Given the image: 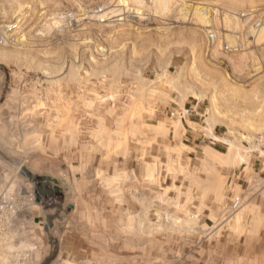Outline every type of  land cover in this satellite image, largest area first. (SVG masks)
<instances>
[{"label":"rangeland","instance_id":"1","mask_svg":"<svg viewBox=\"0 0 264 264\" xmlns=\"http://www.w3.org/2000/svg\"><path fill=\"white\" fill-rule=\"evenodd\" d=\"M0 192V264H264V0H0Z\"/></svg>","mask_w":264,"mask_h":264},{"label":"crops","instance_id":"2","mask_svg":"<svg viewBox=\"0 0 264 264\" xmlns=\"http://www.w3.org/2000/svg\"><path fill=\"white\" fill-rule=\"evenodd\" d=\"M187 132L188 135L192 133L190 130H188ZM214 137L219 138L217 134ZM194 138L195 137H193V139ZM59 191L60 190L57 186L54 185L48 186L47 183L42 184V186L38 189L37 199H36L37 206L35 208L37 215L34 216L32 219V223L36 227V229L45 228L47 225H49L51 216L49 215L50 211L46 210V206H49L48 204L50 203L56 206V208L54 207L53 212L56 213L59 212L60 214L59 218L61 219V221L64 222L67 221V225L70 226L67 229L69 230V232L74 231L73 221H71L72 218L76 219L75 222H77L82 218L91 216L98 219V221L95 223L105 224V225H109L110 219H114L116 217H117L116 219H119L120 217L122 221H124L125 218L124 208L114 209V207H111V205L115 204L114 198H110L108 196L110 192H117V193L123 192V190H121V187H111V188H107L104 186L79 187V190H77V192L80 194L82 193V195L79 196L78 201H74V202H72V200L66 201L65 198L64 201L61 199L59 200L58 199V196L60 195ZM61 204L62 206L60 208ZM66 210H68L67 215L68 217H70V221L68 220V217L64 219L62 216V215H66ZM95 255H98V253L96 252Z\"/></svg>","mask_w":264,"mask_h":264},{"label":"built area","instance_id":"3","mask_svg":"<svg viewBox=\"0 0 264 264\" xmlns=\"http://www.w3.org/2000/svg\"><path fill=\"white\" fill-rule=\"evenodd\" d=\"M14 28V27H13ZM12 27H9L8 30L10 31ZM178 113V116L180 118H183L184 116H188V110L184 111H171L170 116L174 117ZM243 202L239 198L234 199L231 202L230 209L232 211L238 210L242 206ZM16 207L8 201V196L6 193L0 192V232L4 231L5 226L4 224L10 225L11 219L13 218L14 210Z\"/></svg>","mask_w":264,"mask_h":264}]
</instances>
